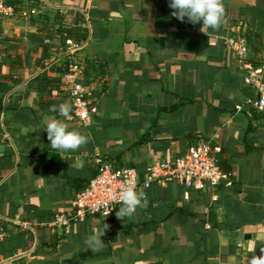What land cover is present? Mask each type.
Wrapping results in <instances>:
<instances>
[{"label": "crops", "instance_id": "crops-1", "mask_svg": "<svg viewBox=\"0 0 264 264\" xmlns=\"http://www.w3.org/2000/svg\"><path fill=\"white\" fill-rule=\"evenodd\" d=\"M37 1L27 18L0 16V264H248L264 254V113L246 104L255 92L224 44L239 36L264 58V0H222L223 24L205 33L171 16L168 0ZM78 18L88 35L74 61L89 68L78 80L94 112L80 123L71 111L70 130L88 139L62 154L41 121L69 105L57 29ZM39 75L51 86L37 87ZM207 140L228 176L208 201L188 199L178 183H152L147 206L125 220L117 206L69 234L52 225L73 211L96 158L142 177L149 163ZM103 224V247L91 251L85 238Z\"/></svg>", "mask_w": 264, "mask_h": 264}, {"label": "built area", "instance_id": "built-area-1", "mask_svg": "<svg viewBox=\"0 0 264 264\" xmlns=\"http://www.w3.org/2000/svg\"><path fill=\"white\" fill-rule=\"evenodd\" d=\"M12 9L0 0V16L11 15ZM29 12L23 11L20 16L27 18ZM83 44V43H82ZM82 44L66 41L65 54L72 62L67 71L61 76L65 83V92L72 109V117L80 123L89 118L94 109L89 107L86 87L77 82L80 75V67L73 62L74 54L82 47ZM225 47L230 50L241 65L243 82L255 92V98L247 101V105L258 113H264V58L263 64L254 66L251 63L252 55L249 46L239 36L224 38ZM241 106L235 110L240 111ZM215 148L207 140L192 144L182 157L171 161H153L149 163L142 177L129 167L113 168L100 158L95 159L97 174L88 182L87 186L76 194L73 200V211L68 215H56L52 225L58 226L63 233L69 234L71 227L79 221H83L88 215H97L108 218L120 202L111 194H117L125 182H132L135 187L143 192L152 183L166 184L178 183L185 189L194 188L201 190L204 187H215L225 184L228 176L216 163ZM112 210V211H111ZM5 236V231L0 228V242Z\"/></svg>", "mask_w": 264, "mask_h": 264}, {"label": "clouds", "instance_id": "clouds-1", "mask_svg": "<svg viewBox=\"0 0 264 264\" xmlns=\"http://www.w3.org/2000/svg\"><path fill=\"white\" fill-rule=\"evenodd\" d=\"M168 7L172 9L171 16L178 21H186L192 25L199 23L200 31L205 33L211 29L215 31L224 22V8L222 0H168ZM51 111L56 112L57 116H44L42 118V128L49 141V148L59 153L76 151L81 145L87 142V137L77 130H70V125L66 122L72 111L71 106L61 104L53 106ZM120 202V207L115 212L117 219L132 216L137 208L147 206L145 194L139 191L132 182H125L117 194H111ZM112 211V210H111ZM106 225L98 227L93 234L85 238V245L91 251H96L103 247L101 237L104 235ZM264 253V247L261 248ZM248 264H264V254L259 258L253 256Z\"/></svg>", "mask_w": 264, "mask_h": 264}, {"label": "trees", "instance_id": "trees-1", "mask_svg": "<svg viewBox=\"0 0 264 264\" xmlns=\"http://www.w3.org/2000/svg\"><path fill=\"white\" fill-rule=\"evenodd\" d=\"M2 1H3V4L5 6L10 7L12 9V12L14 14H19V15L26 8L30 10L29 14H31V11H33V10H35V9L38 8V1L37 0H31V2H29V4H27V5L24 4L22 0H2ZM57 32L59 34V36H58L59 37L58 49L61 51V53L63 55V61H62V63L58 67V70L61 73L60 76H62L67 71L68 65L72 62L71 59H68L66 57V54H65V50H66L65 42L66 41H73L74 43L82 44V43L85 42V40L87 38V35H88V32H87V29L81 24L80 18H78L76 20V22L74 23V25H71V26L59 24L58 25ZM248 46H249V48L251 50V55H252L251 63L254 66L262 65L263 64L262 59L260 57H257L258 56L257 55L258 48L255 47V46H253V45H248ZM74 58H73V62H75L81 68V75H80V77L82 79H85L87 77V75H88L89 68L87 67V65L85 63L82 64V65L81 64H78L76 61H74ZM17 77H18L17 74L14 75V76H12V79H14L13 82L15 84H18V83L21 82V80H19V78H17ZM36 78L38 80V82L36 84L37 87L47 88V87H49V85L51 86V84H52V80L49 79L47 76L39 75ZM77 82L80 83L81 85H83L84 87H86V85H85L86 83L85 82L80 81V80H77ZM37 92L38 93H41V90L39 88H37ZM253 98H255V95H254ZM183 155H181L179 157H182ZM179 157H177V158H179ZM216 163L218 165L217 160H216ZM219 168H220V166H219ZM96 174H97V172H96ZM222 185L223 184L221 183V184H219V185H217L215 187H212V188H209V187L206 186V187H204L201 190H197V189H194L192 187L191 188H188V189H186V192L188 194V199L189 198H193V197H195V198L196 197H201L204 201H208L213 194H216L217 189L219 187H221ZM205 222L207 223V220H205V218L203 217L202 219H200L199 224L202 226V225L205 224ZM208 223L211 224L210 221H208ZM212 226H214V225L212 224ZM0 228L3 229V224H1V223H0Z\"/></svg>", "mask_w": 264, "mask_h": 264}]
</instances>
